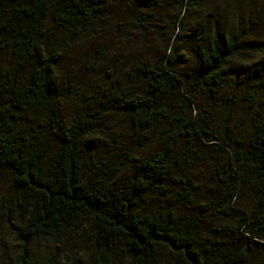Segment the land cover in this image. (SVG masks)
<instances>
[{
    "label": "trees",
    "instance_id": "1",
    "mask_svg": "<svg viewBox=\"0 0 264 264\" xmlns=\"http://www.w3.org/2000/svg\"><path fill=\"white\" fill-rule=\"evenodd\" d=\"M131 1L0 0V180L9 175L13 189L0 192V219L18 243L4 260L0 249V264L264 263V0H235L259 5L253 20L224 17L222 0H178L180 18L151 28L163 54L142 42L136 60L128 45L111 65L110 50L96 48L80 61L90 87L82 91L64 56L101 39L114 3L147 38L153 4ZM187 50L190 70L179 65ZM123 57L129 65L116 69ZM69 97L79 111L63 119ZM118 118L126 134L113 129ZM94 132L107 133V149L87 141ZM205 181L215 197L199 193ZM248 186L256 197L239 208ZM191 206L194 220L180 211ZM223 206L233 221L221 222ZM205 215L224 226L200 229Z\"/></svg>",
    "mask_w": 264,
    "mask_h": 264
},
{
    "label": "rangeland",
    "instance_id": "2",
    "mask_svg": "<svg viewBox=\"0 0 264 264\" xmlns=\"http://www.w3.org/2000/svg\"><path fill=\"white\" fill-rule=\"evenodd\" d=\"M140 0H132V3H137ZM145 3L148 1H151L153 4V7L150 10V13L152 15V19L150 18L147 19L146 25L151 28H153L156 24L159 25L157 28H162L161 21L166 18V17H173L174 15L177 14L180 18L182 11H179L178 14V0H143ZM250 1V0H249ZM218 2V1H217ZM225 7L224 11L222 12V15L226 17L227 15H230L232 17H239L242 13L245 15H248L247 19H256V12L254 9L258 8V4H250L248 5L245 1H243V4H240L241 8L239 9L238 6H234L235 0H222L221 1ZM251 3V2H250ZM231 8V10H229ZM250 8V11H249ZM110 16L108 18L104 19V30L101 36V39L94 38L90 42H83L80 41L78 42L77 46L74 48H71L70 51L66 56H64V61L67 65V70L69 76H71L70 80L75 84L78 85V87L81 88L82 91L88 90L89 87V77L87 79L85 78L84 72L80 71V61L82 60V57L84 54L87 53H93L95 54L96 48L97 50H100L101 48L104 49H109L110 50V57L112 59L110 60V64L113 65L115 60L118 59L119 57L123 56L126 51V47L130 45L133 49V52H130L132 55L130 56V61L132 62L133 60H136L138 57V51H139V46L142 42H145L146 45V50L147 54H154V52L157 50V53L159 55L163 54L166 50L163 48V42L158 41V34L156 32H150L149 35L146 36L143 31L134 29L129 22H121L122 19L125 17L127 18L126 13L122 8L119 6L118 3H114L113 6L110 7ZM144 11V9H142ZM149 12V10H148ZM190 18L191 16H187ZM157 19L160 20V23L157 22ZM117 29H119V34L120 32H125L127 33V37L125 40H123L120 36L118 37ZM171 42V41H170ZM133 44V45H132ZM136 44V45H135ZM103 45L104 47H100ZM146 52V51H145ZM127 54V53H126ZM182 59L179 62L180 66L186 67L188 70L191 69L193 66V59H192V53L191 50L184 51L182 53ZM245 59H253L254 55H251L250 53L247 52V54L244 55ZM129 60H125L123 57V60L121 63H117L116 69L118 68H124L129 65L128 63ZM234 61V60H233ZM232 63V62H231ZM80 85V86H79ZM263 93H259V95H262ZM264 102V96L260 98ZM199 107L200 100L197 101L196 103ZM192 111V114L197 113V108L196 105H193L190 108ZM59 110H60V115L63 117V119H67L69 115L71 114H78L79 107H78V102H77V97H69L65 98L62 100V102L59 104ZM215 112H221L219 108H214L213 109ZM224 112H227V108L222 109ZM239 116V113L238 115ZM108 119H111L110 117H107ZM106 119V118H105ZM105 121H110V120H103ZM113 129H120L121 126L126 125L128 127V124L126 120L123 118H118L117 120H113ZM93 126V125H92ZM95 126V125H94ZM123 126L122 127V132L126 134L127 132V127ZM129 128V127H128ZM87 141L92 143V146L99 147L101 149H107L110 145L107 143L109 139L107 138V133H103V135L99 132H94L89 134L86 137ZM204 152L207 151L206 148L203 149ZM202 150V151H203ZM113 151L116 152V148L113 149ZM135 172V168L127 170L124 175L121 176V179L119 180V185L125 180H127V176L131 173ZM215 185H213L210 181H205L203 183V189L199 191V193H202L203 195H206L208 197H215L216 194H218V188ZM12 189V184L10 181L9 175L5 174L2 175L1 180H0V192L6 193L10 192ZM256 194H255V186H248L244 189H242V194L239 198V205H237L239 208H247L248 206L251 205L253 199H255ZM195 205H198L197 203ZM234 206V205H233ZM197 207L196 206H191L190 208H181V213H190V215L196 218L198 212L195 211ZM228 214V216L225 215ZM233 210L231 207L229 208L228 206H223L221 209L217 210V215L218 217H221V222L223 220L227 221H233L235 217L233 215ZM201 222H199V228L203 230H210L211 228H220L224 226V223H221L219 220H216L213 216L205 215L204 217H200ZM211 220V221H210ZM221 236L225 237L227 239L226 235L220 234ZM217 237V236H216ZM70 241V240H69ZM37 246L34 247L36 250V253L38 255L42 254L45 245L42 242H37ZM18 243L15 241L14 236L11 232L10 225L0 219V249L1 253L3 256V260L11 255V252L13 248H17ZM66 249V247H65ZM77 250L74 247L68 246L66 249V253L69 256V259H77L78 256L76 254ZM1 255V254H0ZM83 257L86 255L85 253L81 254ZM70 261H66L62 257V263L61 264H70ZM81 263L84 264V260L81 259ZM116 264H132L130 259L127 256L122 257L120 260L116 261ZM248 264H264L261 262L259 259H254L251 258Z\"/></svg>",
    "mask_w": 264,
    "mask_h": 264
}]
</instances>
